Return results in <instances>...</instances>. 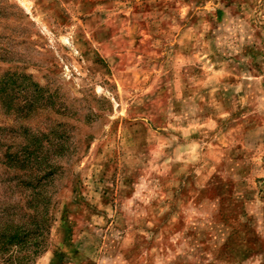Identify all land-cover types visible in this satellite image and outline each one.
I'll list each match as a JSON object with an SVG mask.
<instances>
[{"label":"rangeland","instance_id":"1","mask_svg":"<svg viewBox=\"0 0 264 264\" xmlns=\"http://www.w3.org/2000/svg\"><path fill=\"white\" fill-rule=\"evenodd\" d=\"M32 147L0 264H264V0H0V233Z\"/></svg>","mask_w":264,"mask_h":264},{"label":"trees","instance_id":"2","mask_svg":"<svg viewBox=\"0 0 264 264\" xmlns=\"http://www.w3.org/2000/svg\"><path fill=\"white\" fill-rule=\"evenodd\" d=\"M39 148L32 147L29 151L24 150L21 154L18 152H11L5 155L6 163L11 168L12 166L20 167V169L26 170V172H30L27 174V181L23 184V191L27 189V191L31 192L30 198L31 206L35 211H39L40 216L43 218L42 222H36L37 216L34 217V227L33 229L26 227L23 230H20L21 226L15 225L11 232L8 233H0V258L6 257L10 252V249H26L29 245L33 246V242H37V236L40 237L43 232L49 230L52 227V223L54 220V216L52 214L55 211V206H53V200L56 199L55 195L57 191L52 187V191H50L49 187L55 184V176L57 175V171L55 168L48 167L43 168L40 165V161L44 163V161H48L49 157L44 155V151H39ZM33 160L36 166H40L41 168H35L31 170L30 161ZM23 228V227H22ZM39 246V245H38ZM35 248V250H31V247L28 248L30 250V254L25 253L24 258H18L19 263L23 261V259L32 260V256L35 257L41 249ZM11 249V253H12ZM32 258V259H31ZM7 262L9 264L12 263V257L7 258Z\"/></svg>","mask_w":264,"mask_h":264}]
</instances>
